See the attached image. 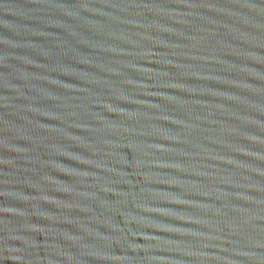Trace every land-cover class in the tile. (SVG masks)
Instances as JSON below:
<instances>
[{
  "label": "water",
  "instance_id": "water-1",
  "mask_svg": "<svg viewBox=\"0 0 264 264\" xmlns=\"http://www.w3.org/2000/svg\"><path fill=\"white\" fill-rule=\"evenodd\" d=\"M0 264H264V0H0Z\"/></svg>",
  "mask_w": 264,
  "mask_h": 264
}]
</instances>
